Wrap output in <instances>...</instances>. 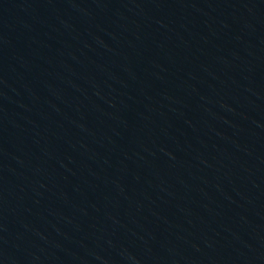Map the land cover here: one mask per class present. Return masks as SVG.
Returning a JSON list of instances; mask_svg holds the SVG:
<instances>
[{
    "label": "water",
    "instance_id": "water-1",
    "mask_svg": "<svg viewBox=\"0 0 264 264\" xmlns=\"http://www.w3.org/2000/svg\"><path fill=\"white\" fill-rule=\"evenodd\" d=\"M0 264H264V0H0Z\"/></svg>",
    "mask_w": 264,
    "mask_h": 264
}]
</instances>
